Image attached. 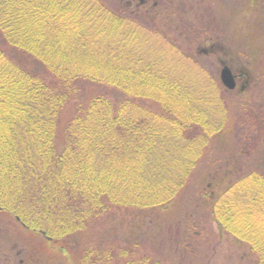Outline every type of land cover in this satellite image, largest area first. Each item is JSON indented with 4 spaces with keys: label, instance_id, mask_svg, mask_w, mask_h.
Returning a JSON list of instances; mask_svg holds the SVG:
<instances>
[{
    "label": "trees",
    "instance_id": "1",
    "mask_svg": "<svg viewBox=\"0 0 264 264\" xmlns=\"http://www.w3.org/2000/svg\"><path fill=\"white\" fill-rule=\"evenodd\" d=\"M147 3L0 0V214L29 234L31 264H164L96 240L97 229L124 210L138 216L137 238L151 235L230 116L241 118L232 93H182L138 43L198 55ZM253 117L260 137L264 117ZM242 142L238 154L258 146ZM230 161L187 195L175 240L187 252L210 220L264 264V159Z\"/></svg>",
    "mask_w": 264,
    "mask_h": 264
},
{
    "label": "rangeland",
    "instance_id": "2",
    "mask_svg": "<svg viewBox=\"0 0 264 264\" xmlns=\"http://www.w3.org/2000/svg\"><path fill=\"white\" fill-rule=\"evenodd\" d=\"M146 1L149 7L161 9L160 15H163L168 23L167 30L171 34L185 35L182 39L177 38H186L187 42L182 44L193 48L198 55L195 60L179 55V52L167 44L163 45L161 40L155 37L149 43H138L155 62L163 66L161 68L167 70L169 77L179 81L182 93H211L217 96L221 91L230 93L226 94L229 97L232 93L237 102L234 103L230 98L233 103L232 111L241 118L230 116L227 133L222 134L223 136L213 143L209 153V150L206 151V156H203L191 176L181 201L161 214L160 222L152 226L151 235L137 238L138 216L121 210L116 213L113 221L97 229L95 239L99 241L104 238L103 241L107 242L112 239L118 247H135L136 250L146 252L164 264H251L254 256L249 246L220 234L217 224L210 220L202 225L206 234L199 239L200 243H191L187 252L179 248L175 239L177 228L183 226L180 223L181 214L193 207L187 195L197 191L204 182L209 184L206 177L210 171L213 176L215 169H222L227 159L231 160L230 162L237 160V164L243 167L264 159V131L260 137L253 134L259 129L257 124H254L253 115L259 119L264 117V12L258 9L259 3H253V0ZM186 46L184 49H187ZM221 60L231 67L233 65L235 71L244 68L251 74L243 89H240L243 80L242 83L238 82L235 89H229L223 84L220 77L223 68ZM240 103L244 105L240 106ZM253 140L254 143L258 142L257 147H248L246 143L245 153H237L238 145L242 144V141ZM234 220L236 223L238 218ZM141 226L143 227V224H140ZM130 231L136 237L135 242L132 241L133 235ZM27 237L29 234L13 219L5 213L0 214V264H31L23 241V238ZM127 237L130 240L126 241Z\"/></svg>",
    "mask_w": 264,
    "mask_h": 264
},
{
    "label": "flooded vegetation",
    "instance_id": "3",
    "mask_svg": "<svg viewBox=\"0 0 264 264\" xmlns=\"http://www.w3.org/2000/svg\"><path fill=\"white\" fill-rule=\"evenodd\" d=\"M222 65H223V67L228 66L231 69V71L235 77L236 87L238 86V82L242 83V80L244 81L243 84L241 85V88H240V89H243L245 87V84L249 81L251 74L248 73L247 70L244 68H240L238 70L236 69V71H235V70H233L234 69L233 66L231 67L228 63H225V62H222ZM220 77H221V74H220ZM252 78H254V76Z\"/></svg>",
    "mask_w": 264,
    "mask_h": 264
},
{
    "label": "water",
    "instance_id": "4",
    "mask_svg": "<svg viewBox=\"0 0 264 264\" xmlns=\"http://www.w3.org/2000/svg\"><path fill=\"white\" fill-rule=\"evenodd\" d=\"M221 80L223 84L229 88L234 89L236 87L235 77L228 66H224L221 70Z\"/></svg>",
    "mask_w": 264,
    "mask_h": 264
}]
</instances>
